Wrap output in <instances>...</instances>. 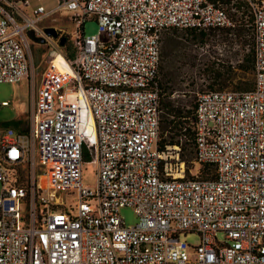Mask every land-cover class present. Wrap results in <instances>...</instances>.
Returning a JSON list of instances; mask_svg holds the SVG:
<instances>
[{"label":"built area","instance_id":"1","mask_svg":"<svg viewBox=\"0 0 264 264\" xmlns=\"http://www.w3.org/2000/svg\"><path fill=\"white\" fill-rule=\"evenodd\" d=\"M239 1L252 86L198 91L189 129L168 143L159 141L162 34L231 32L236 0H0V81L30 77L27 128L0 133V264H264V0ZM59 10L73 24L71 58L43 22ZM86 19L97 32L84 34ZM32 41L50 53L37 86ZM183 141L209 175L184 174Z\"/></svg>","mask_w":264,"mask_h":264},{"label":"rangeland","instance_id":"2","mask_svg":"<svg viewBox=\"0 0 264 264\" xmlns=\"http://www.w3.org/2000/svg\"><path fill=\"white\" fill-rule=\"evenodd\" d=\"M56 0H30L31 4L41 3L49 7ZM232 11V9H230ZM44 23L56 28L66 42L61 44L64 50L69 47L70 31L73 24L68 21L67 10H59L46 18ZM84 34L97 32L93 19L83 22ZM61 37V38H62ZM100 40L108 39L105 32H98ZM31 51L30 73L34 86H37L41 73L49 62V49L45 43L32 41L29 43ZM30 77L20 78L14 82L0 81V133L5 125L12 126L16 131H24L27 126L29 109V81ZM253 79L251 65V30L243 27L236 33L221 32L202 34L197 31L183 29H167L163 32L160 43V60L158 82L160 88V108L164 102L178 107L184 113V122L189 121V112L192 108L195 94L207 88L238 89L248 87ZM161 113V112H160ZM161 118V114H160ZM16 120L12 123V120ZM160 120L159 141H174L178 136L176 129H162ZM168 142V143H172ZM180 156L184 159V174L204 177L209 175L211 166L199 164L193 160V150L190 143L183 141ZM82 180L92 185L94 176L90 165H85L82 171ZM64 201L72 200L71 196L59 193ZM124 225H131L136 221L132 207L123 205L118 208ZM180 238L189 244L197 241L193 232L180 233ZM216 237L222 238L220 232ZM259 264V263H256Z\"/></svg>","mask_w":264,"mask_h":264},{"label":"trees","instance_id":"3","mask_svg":"<svg viewBox=\"0 0 264 264\" xmlns=\"http://www.w3.org/2000/svg\"><path fill=\"white\" fill-rule=\"evenodd\" d=\"M221 3H223V4H227V2H228V0H219ZM235 7H234V10L233 11H231V14H232V17L234 18V20H235V25H234V27H233V29L236 31V33L238 32V31H240V29H242L243 27H249L250 28V26L249 25H246V26H244L243 24H242V22H243V14H246L245 13V9L243 10L242 9V12H240V13H238L237 12V10H239L240 8H242V7H244L243 5H242V3L239 1V0H236V2H235V5H234ZM171 29H175V28H171ZM189 31H192V30H189ZM198 33H202V34H206V35H208V34H214V33H221V32H228V30L227 29H225V28H218V29H207V30H205V31H203V30H198L197 31ZM232 32V31H231ZM64 52H65V56L67 57V58H71L72 57V51L69 49V48H67V50H64ZM251 65H252V50H251ZM158 69H159V65H158ZM156 81H157V85H158V87H159V82H158V71H157V77H156ZM252 86V82H251V84L248 86V87H245V88H238V89H248V88H250ZM159 90H160V88H159ZM193 106V105H192ZM161 118H160V120L162 121V129H168V130H171V129H176V130H178L179 131V129L182 127V126H184L187 130L189 129V124H190V118L192 117V108H191V110H190V112H189V121H188V123H183L184 121V117H185V115H184V113H182V111L178 108V107H176V106H173V105H171V103L170 102H164L163 104H162V109H161ZM12 123H15L16 122V120L14 119V120H12L11 121ZM168 142H172V141H169L168 140ZM88 157H87V155H85L84 154V159H87ZM203 165H205V166H207V168L208 167H210V165H208V164H203Z\"/></svg>","mask_w":264,"mask_h":264},{"label":"water","instance_id":"4","mask_svg":"<svg viewBox=\"0 0 264 264\" xmlns=\"http://www.w3.org/2000/svg\"><path fill=\"white\" fill-rule=\"evenodd\" d=\"M45 32H46L47 34H53V33H54V30L52 29V27H46V28H45ZM26 33H27V35H28L31 39H33V40H38V41H41V40H42L41 37L36 38V37L33 35L31 29H28ZM62 41H63V38L60 39V43H62Z\"/></svg>","mask_w":264,"mask_h":264},{"label":"flooded vegetation","instance_id":"5","mask_svg":"<svg viewBox=\"0 0 264 264\" xmlns=\"http://www.w3.org/2000/svg\"><path fill=\"white\" fill-rule=\"evenodd\" d=\"M62 38H63V37H62ZM65 42H66V40L63 38L62 44L65 43Z\"/></svg>","mask_w":264,"mask_h":264}]
</instances>
